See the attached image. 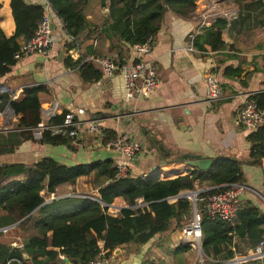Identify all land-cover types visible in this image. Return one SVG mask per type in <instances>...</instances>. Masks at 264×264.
I'll return each instance as SVG.
<instances>
[{"label": "crops", "instance_id": "obj_1", "mask_svg": "<svg viewBox=\"0 0 264 264\" xmlns=\"http://www.w3.org/2000/svg\"><path fill=\"white\" fill-rule=\"evenodd\" d=\"M10 1L0 0V28L8 38L15 32ZM27 2L43 5L44 0ZM227 8L235 12V18L222 31L224 47L219 50L207 48L204 52L187 49L190 44L186 34L193 30L198 33V18L193 14L183 18L166 12L158 33L153 37L151 52L145 57L155 66L158 88L149 97L136 101L125 99L120 76L102 77L95 83L85 82L80 78L78 67L67 66V58L78 62L66 54L65 50L71 44L78 47L82 56L108 54L120 63L135 62L130 46L120 40L116 32H110L112 19L106 22L103 9L98 5L97 11L88 10V26L75 42L60 38L48 55L30 54L16 60L10 72L0 76V88H5L6 93L18 100L24 89L42 87L41 120L45 123L52 119L48 120L47 111L53 104L58 108L57 114L64 111L76 113L77 109H83L84 114L79 116L83 121L82 131L86 130L87 120L100 117L104 120V128L144 143L146 151L128 160L117 150L103 147L97 134L81 132L73 138L71 147L22 141L14 153L0 155V163L30 165L45 156L67 166L98 160L126 161L128 174L139 176L150 174L158 167L185 163V160L176 161L183 155L209 159L230 155L244 161L242 182L247 189L238 198L240 208L248 204L264 213V164L250 165L245 161L250 146L246 140L247 130L236 123V114L243 102L264 92V0H235L234 5ZM51 19L56 33L64 31L61 20L53 11ZM206 74L213 75L221 89V98L213 103L206 102L199 90ZM141 128L159 143L161 150L157 155L151 154L147 148L140 135ZM179 166V169L183 167L182 164ZM92 179L93 176L81 177L74 185L59 187L55 193L47 195L44 202L69 196L82 197L83 191L98 196ZM111 205L120 210L128 207L121 198H116ZM22 221L12 223L11 227L4 226V230L0 227L1 244L22 243L25 236L20 226ZM180 231L158 235L139 247L119 246L110 256L115 264H192L180 262L189 258V251L181 255L173 253L184 244ZM262 237L264 239V234ZM235 242V257H250L252 241L236 236ZM99 246L102 248L103 242H99ZM246 264H264V257L249 260Z\"/></svg>", "mask_w": 264, "mask_h": 264}, {"label": "trees", "instance_id": "obj_2", "mask_svg": "<svg viewBox=\"0 0 264 264\" xmlns=\"http://www.w3.org/2000/svg\"><path fill=\"white\" fill-rule=\"evenodd\" d=\"M47 1L61 20L64 32L75 42L88 26L86 16L90 0ZM195 1L117 0V6L113 5L109 11L112 19L109 29L129 46L144 43L158 33L166 12L189 18L195 10ZM101 4L104 6L105 0H101ZM10 7L15 32L8 38L0 28V76L9 73L15 64L18 40L31 39L44 14L42 5L27 0H11ZM227 25V19L216 18L211 26L198 30L193 47L201 52L207 48L222 49V31ZM73 47V44L69 46ZM66 61L67 66L78 67L82 81L95 83L101 80V71L92 63L79 66V62L69 58ZM43 91L42 87L26 88L18 100L0 92V112L9 106L17 116L13 123L15 130L0 133V155L14 153L19 144L27 140L40 145L71 147L74 137L55 135L50 129L44 130L38 140L34 139L33 128L42 118ZM249 99L264 109V92ZM66 113L57 114L49 125L61 123ZM102 134L103 144L118 136L110 128H105ZM246 140L250 146L245 161L250 165H263L264 123L254 131H247ZM211 160L207 170L194 168L185 175H181L183 172L170 175L177 177L169 179H161L158 173L145 177H119L113 160L67 166L45 156L30 165L0 163V227L25 218L20 223L25 234L22 243H0V264H65L63 258H67L70 264H90L101 251H107L109 255L119 246L139 247L157 235L180 230L189 218L190 203L183 198L169 203L168 198L202 186L210 188L204 193L209 195L225 185L243 181L241 167L244 161L230 155H217ZM89 176H93L94 188L102 202L110 205L116 198H121L128 207L116 215H109L101 203L86 197L69 196L44 202L45 197L59 187L74 185L79 178ZM262 226L264 213L248 204L239 209L233 222L200 214L202 250L212 257L211 264L230 260L237 251L236 236L248 238L254 247L263 239ZM99 242H103L102 248ZM189 249V246L180 244L173 253H184Z\"/></svg>", "mask_w": 264, "mask_h": 264}, {"label": "built area", "instance_id": "obj_3", "mask_svg": "<svg viewBox=\"0 0 264 264\" xmlns=\"http://www.w3.org/2000/svg\"><path fill=\"white\" fill-rule=\"evenodd\" d=\"M231 0H196L195 10L193 12L194 18H198V29H203L211 26L216 18L222 17L228 20L235 18V12L230 8H224L225 2ZM44 14L37 22L34 36L26 41H21L19 50L15 54V59L19 60L22 57L30 54L48 55L53 44L60 38L68 42H73V38L68 36L64 31L55 32V25L51 19V12H55L49 5L47 0L43 3ZM195 30L188 32L186 37L189 39L188 51L194 52L196 49L193 47V39L195 38ZM64 37V38H63ZM153 37H148L144 43L133 44L130 46L131 52L135 62L120 63L109 56H82L80 50L77 48H68L66 51L67 56L77 60L79 66L85 62L92 63L97 67L102 74V77L112 79L115 76H120L122 79V89L125 99L139 100L140 98H147L153 94L158 88V79L154 64L146 60L145 57L150 54L152 48ZM192 82L197 83V80ZM202 86L200 87V94L208 103H213L221 98V89L217 80L211 74H206L202 79ZM0 92H5V88H0ZM10 96V99H13ZM1 103V100H0ZM57 106L53 104L47 111V118L50 120L57 114ZM84 114L83 109H77L76 113L67 112L61 123L56 125H49L44 121H40L33 128V137L35 140L41 138L44 130L50 129L55 135L76 137L81 132L95 133L100 136V144L109 149L117 150L125 159L131 160L137 155L146 151L141 146L140 142L131 138L126 134L118 135L116 139L108 141L106 144L102 143L103 134L105 129L102 125L103 118L95 117L87 120L88 124L85 131H82L83 121L79 116ZM0 133H9L14 131L13 123L17 121V116L10 111L9 106H6L0 112ZM236 123L244 126L247 131H254L264 123V109L260 108L254 100L247 99L239 107L236 114ZM182 164L184 166L183 175L187 174L193 167L186 163H173ZM158 167L151 171L158 173L161 179H169L170 176H165L169 167ZM119 177H125L128 174L126 161L116 163ZM149 174H143L148 176ZM182 175V174H181ZM177 177V176H176ZM210 188H196L193 191H183L178 195L168 198L169 203H174L177 199L183 198L190 203L191 218L181 228V240L184 244L192 250H197L201 254V239L202 232L200 228V214H205L209 218H220L228 222H233L240 209L238 198L247 189L245 183H233L225 185L221 190L212 194H205ZM97 192V190H95ZM93 199L101 203L105 212L109 215H116L120 209L108 205L100 200L98 196L88 195L82 196ZM141 199L138 200L140 204ZM107 251L101 253L90 262V264H115ZM264 257V239L260 240L252 249L250 257H233L230 260L224 261L223 264H246L249 260L260 259Z\"/></svg>", "mask_w": 264, "mask_h": 264}, {"label": "rangeland", "instance_id": "obj_4", "mask_svg": "<svg viewBox=\"0 0 264 264\" xmlns=\"http://www.w3.org/2000/svg\"><path fill=\"white\" fill-rule=\"evenodd\" d=\"M234 3H235V0H231L230 2H225V5L226 6H224V8H227V7H231L232 5H234ZM98 5L100 6V8L101 9H103V15L102 16H104V19L106 20V22L108 23V22H110L111 21V17L109 16V11L111 10V7L114 5V6H117V0H111V1H109V0H105V4H104V6H102V4H101V0H90V2H89V4H88V6H87V9L88 10H91V11H97V9H98ZM106 10V11H105ZM106 33H108L109 34V32H108V29L106 28ZM110 32H111V30H110ZM109 53H111V50L109 51ZM106 56H109V57H111V55H106ZM183 156H185V155H183ZM175 160V159H174ZM182 160H184V157H180V158H176V161H182ZM183 175V174H182ZM180 176V175H179ZM174 177H176V176H173V177H170V178H174ZM92 181V180H91ZM199 188H205V186H202V187H199ZM81 195L82 196H88V195H91L90 194V192H86V191H83L82 193H81ZM80 195V196H81ZM190 218H191V214L189 215V218L187 219V221L188 220H190ZM186 221V222H187ZM185 222V223H186ZM189 251V258H186L185 260H180V262L182 263V262H184V263H191L192 262V264H211V262L210 261H212L213 259H212V257H209V256H207L204 252H203V250L201 251V254H199L198 253V251L197 250H192V249H189L188 250ZM179 255H181L180 253H179ZM212 264H219V263H217L216 261L214 262V263H212Z\"/></svg>", "mask_w": 264, "mask_h": 264}, {"label": "water", "instance_id": "obj_5", "mask_svg": "<svg viewBox=\"0 0 264 264\" xmlns=\"http://www.w3.org/2000/svg\"><path fill=\"white\" fill-rule=\"evenodd\" d=\"M9 108H10V111L13 114H15L13 112V110L11 109V107H9ZM140 135L144 138L146 146L149 149V151L151 152V154H156L157 155L159 153V151L161 150V148H160V145L157 142V140L154 138V136L151 135V133H149L147 130H145L143 128L140 129ZM141 146L144 147V143L141 144ZM184 160H185V163L187 165L193 167V169L197 168V169L203 170V171L207 170L210 167L211 163H212L211 159H209V158H201L198 155L184 156ZM11 226L12 225H10L8 227H11ZM1 229L4 230V229H6V227L1 228ZM63 259H64L65 264H69V260L67 258H63Z\"/></svg>", "mask_w": 264, "mask_h": 264}, {"label": "bare ground", "instance_id": "obj_6", "mask_svg": "<svg viewBox=\"0 0 264 264\" xmlns=\"http://www.w3.org/2000/svg\"><path fill=\"white\" fill-rule=\"evenodd\" d=\"M178 166H179V165H178ZM178 166L167 167L166 170H168V171H167V173L165 174V176L177 175V174H180V173L184 172V166H183L181 169H179L180 166H179V167H178ZM170 170H172V171H170Z\"/></svg>", "mask_w": 264, "mask_h": 264}]
</instances>
